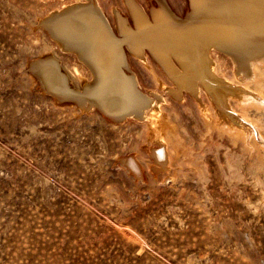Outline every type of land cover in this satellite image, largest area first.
Returning <instances> with one entry per match:
<instances>
[{
	"label": "rangeland",
	"instance_id": "obj_1",
	"mask_svg": "<svg viewBox=\"0 0 264 264\" xmlns=\"http://www.w3.org/2000/svg\"><path fill=\"white\" fill-rule=\"evenodd\" d=\"M63 4L0 0V264H264V45L212 50L213 78L257 98L208 92L204 111L136 61L151 105L139 116L119 95L110 113L92 102V69L40 22ZM251 54L255 73L235 61ZM49 58L71 90L38 75Z\"/></svg>",
	"mask_w": 264,
	"mask_h": 264
},
{
	"label": "bare ground",
	"instance_id": "obj_2",
	"mask_svg": "<svg viewBox=\"0 0 264 264\" xmlns=\"http://www.w3.org/2000/svg\"><path fill=\"white\" fill-rule=\"evenodd\" d=\"M63 1L64 6L49 10L40 22L45 23L60 47L77 54L92 69L94 81L88 82V85L92 87V102L97 100L101 109L111 113L112 106H108V101L115 98L118 100L119 95L132 102H128L130 105H136L134 112L139 116L151 105L142 96L140 79L135 73L136 61L142 63L160 85L161 77L156 70H160L162 65L175 82L173 94L180 96L181 89H189L198 98L204 111L206 106L203 94L208 92L226 105H229L227 95L232 91L240 93V96L257 98L245 87L238 84V88L234 84L221 85L220 82L225 81L213 78L214 66L218 65L219 59L216 58V62L212 58V50L225 47L236 52L264 45V0H187L190 7L186 6V13L182 12L183 7L173 6L170 0H157L160 5L150 0L149 9L138 0H124L129 7L128 14L116 6L108 11L100 0ZM185 17L189 19L185 21ZM117 35L121 37L117 38ZM235 61L237 67L252 65L255 73V64L262 60L252 55L249 56V63L244 60ZM36 67L40 69L38 75L50 82L49 86H57L61 90L65 85L67 90H71L68 75L61 76L59 73L61 64L58 61L42 60L36 63ZM76 72L73 69L77 75ZM78 76L85 84L83 77ZM59 79H62L63 85ZM236 118L239 116L236 115ZM245 124L252 128L248 121ZM164 161L162 166L168 168L167 158Z\"/></svg>",
	"mask_w": 264,
	"mask_h": 264
}]
</instances>
